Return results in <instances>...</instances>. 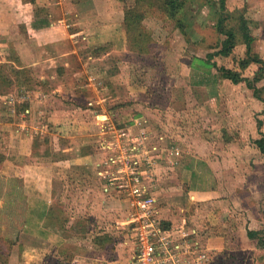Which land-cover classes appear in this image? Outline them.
Instances as JSON below:
<instances>
[{"label":"crops","instance_id":"0c3cea01","mask_svg":"<svg viewBox=\"0 0 264 264\" xmlns=\"http://www.w3.org/2000/svg\"><path fill=\"white\" fill-rule=\"evenodd\" d=\"M3 1L4 0H0V12L2 11L0 16V78H3L0 80V107L4 105L2 106L4 110H6L2 111L4 117H8L7 119L13 117L16 120V127H14L12 135L15 138L18 137L19 140H21V144L24 143L25 146L21 148L20 145L14 146L12 143L7 147L8 154L10 151L19 152L15 147L21 148V151L24 148V154L23 152H21L22 155L19 153V156H16L14 160L15 162L12 163L15 165V168L12 170L14 172L13 175L5 176L4 174H0V197L3 198V200H5V198L10 200V208L3 206L2 203L0 204V214L7 215L9 211L10 214L14 215L15 219H12L14 222L13 228L17 227L19 230L21 228L24 229V227L28 225V221H33V215H35L36 230L39 234H43L45 230H54L55 234H48V239L46 241H49L50 238L54 236L56 238L52 243L58 241V244L49 242V244L53 246H50L51 248L43 247L44 243L29 245L23 241L16 240L15 237L14 239L12 235H4L2 233L0 234L2 240L5 239V241H10L9 245L11 250L8 258H4L5 263H2L130 264V258L126 257L125 254H123L124 256L122 258H117L116 254L118 253L117 255H119V252H116V258H110V255L104 253L103 249L102 251L97 250L96 248L100 249L103 247L101 243L103 244L105 241L110 243L111 240L105 238V240L101 239V241L96 238L93 239L94 236H92L90 241L93 244L91 245V243L88 242L89 225H85L86 220L79 222L80 224L78 225H72L67 215V213L71 212L67 211L68 209L71 210V207L77 206H73L72 201L75 200H77L79 207V210H76V212L79 211L78 213H81L80 211L87 210L85 207L88 203L87 199L89 196L86 191L87 187L82 183L87 182L86 178H90V175L81 173V171L84 170L81 165H84L83 167H85V169H92L93 174L96 175L95 177L101 182V185L104 181L106 182L105 177L99 174L101 170L99 163L104 153L101 150L95 151L93 148L94 152L92 154H84V158L90 156L92 161H89L90 159L88 158V160L77 162L71 159V151H73V148L67 147L64 153H66L68 157L70 156V158L67 159L69 164H67V162L62 164V162H58L59 160L53 158L54 150H59L58 146L49 141L45 143L43 139L48 154H42L40 152L42 147L38 145L35 146V139L28 138L32 136L31 133H38L36 129H41L40 126L34 124L31 120H34L33 118L39 119L40 115L44 113L38 108L44 98H38V89L29 88V84L33 82L32 77H30L31 73L28 72L29 69H31V72L32 70L39 72L37 74L38 79L35 80V84L32 83L31 86L38 88L40 84H50L53 82L55 83L53 89L58 91V89L61 88L59 87L58 80L64 78L68 71H72L80 66L77 64L78 66L76 65L74 68L73 63L69 60V57L73 54L79 58V53L74 47L71 46L69 50L65 51V49H60L61 44L67 42L70 45H74L75 41L78 40L79 42L80 39L84 41L95 39L99 40V43H103L101 40L107 38V32H110V37L113 39L112 42L115 40L116 42L118 41L119 44H122L121 41H124V38L122 39L123 35L128 33L124 22L125 10L123 1L69 0L64 4V12L60 17H52L50 14H47L49 24L39 29L33 27V23L35 22V8L49 7V2L45 0H34V2H31V0ZM10 2L12 4H10ZM86 2L94 8H92V15L86 14L87 12L83 13L80 9V7L83 6L82 3L86 4ZM121 3L122 6H120ZM195 7H197L199 12L203 7L208 8L205 16L199 15L200 13L198 14L196 19L198 29L203 27L204 30L209 29L216 31V21L213 20L212 15L209 14L210 8H215V2H210V0L204 1L196 4ZM225 7L229 12L235 11V9H245L244 15L247 20L245 21L249 28V34L253 39L252 43L255 40L254 37L258 35V39L256 40L257 51L255 53H257L260 58L264 59V35L262 29L261 34L254 30L252 32L250 31L254 23L264 22V0H225ZM120 9L121 11H119ZM8 10H10L11 13ZM81 13L83 14L81 18H79L78 15ZM115 15L116 17H114ZM102 17L105 18L106 21H103L101 19ZM98 18L99 21H97ZM94 21L97 22L94 23ZM251 21L254 23H251ZM206 22H210V25L206 26ZM9 41H12L11 45H9ZM200 41H209L206 34L201 36L198 42ZM108 53L109 50L107 54ZM61 60L62 62H59ZM204 62L210 64L208 59L207 62ZM196 64L197 66H194L195 70L199 71L200 69L204 70L206 68L205 70L208 71L207 74L201 72V78L198 76V80L194 82L198 89L204 91L203 96L205 97L198 100L197 97L195 99L193 96L194 98L192 97L190 100L192 99L193 103L197 104L195 108H200V110H202L199 111L198 114L202 116L200 122L204 123V127L211 126L213 130L215 129L214 127H219V124L222 125V130L224 134L227 135L222 139L225 142L223 144L225 150L223 149V151L224 153L226 152L225 154L227 156L224 154L217 156L214 153L216 152L214 143L207 141H200L199 143L198 141L193 142L191 135H186L184 144H181L183 147L175 145L179 152L176 166L170 167L171 172L166 174L165 178H160L161 181L164 179V181L169 182L167 184L162 183V186H159L160 189L156 188L154 190L158 193L159 199L168 197V194H170L173 189L179 191V193L181 192V195L187 200V207L191 203L209 205V210L205 218L210 230V235L207 237L202 236L199 230L193 226H187V229L192 228L194 230V234L191 235V238L197 241L206 252H209L210 257L212 254H218V252L222 250L231 251V247L237 246L241 252L243 251L247 254L248 258H252L253 263L251 264H264V234H262L264 231V155L258 150V147L254 143L255 139L259 138L261 134H264V107L258 110L263 103L252 95V90L247 88L244 82L234 84L228 79L219 78L216 68L212 66L202 68L198 62ZM86 65L87 64L82 65V69H86L90 64ZM90 67H92V65ZM99 68L102 69L103 66ZM20 70L25 71L28 81L24 82L19 78L17 73ZM83 86H92V83H86ZM8 87H10V89ZM96 87L97 86H95V88ZM5 88H7V90H5ZM95 93L97 96H85L87 102L90 100L91 104H99L106 100V98H101L99 90ZM91 95H94L93 91ZM111 99L113 100V95L108 96V100ZM243 103L245 105H243ZM250 107H253L256 112H259V114L256 115V120L254 118V121L251 113H247V116H244V112ZM237 109L238 112L243 115V117H239V120H237L238 116L235 118L237 120L236 122L240 124V136L242 138V145L239 147L242 152V157L238 161L232 158L231 151L233 147L229 144L231 140L229 139L230 136H228V126L231 117H234L233 113ZM87 111L90 114V118L93 117L92 113L93 115H102L100 117H103L104 114L97 112L98 110H92L90 107L84 110L83 113H87ZM80 113L63 114V117H65V119L69 118L70 120H74L71 118L75 117L77 114L81 115ZM58 114L60 113H56L55 115L57 116ZM50 115L51 114H49V116ZM134 116H139V114L137 113ZM189 117L193 119V115ZM141 118L142 117L139 119ZM217 118L219 122L215 124L214 119ZM188 120L190 121L189 118ZM257 120L261 121L260 127ZM78 122L79 124L83 123L81 121ZM70 123L72 124V122ZM6 128L7 124L3 122L0 123L1 136L7 134ZM51 128L52 127L49 126V129ZM166 128L174 137H177L178 132L175 131V129L173 130L171 126H167ZM93 130L96 135L98 129L94 128ZM52 133L58 137L54 131H52ZM50 134L51 132L46 133V135ZM72 134L75 136L74 132H72ZM26 144H29L30 147ZM52 150L53 152H51ZM89 150H91V148H89ZM210 151H212V153H210ZM244 151L245 155L243 154ZM248 151L249 153H246ZM20 156L25 159L22 163H18V158ZM26 158H28V160ZM201 161L204 163L203 170L198 168V166L202 164ZM0 164V172L2 173L3 170H1V167L4 163ZM235 164L241 167L239 176H237V172L233 173V170L231 171V169L235 167ZM68 170H75L76 173L67 174L66 171ZM232 175H235V177ZM29 176L31 177L30 180ZM29 181L37 186V190L35 191L30 189L33 191L30 192L32 193L31 195L29 193L30 190H27V187H29L27 182ZM189 181L191 183L208 182L212 184V187L210 186L204 189V187L191 185L192 188L188 189L187 187L186 189H182L181 185ZM230 184H234V186L232 187ZM101 190L100 192L98 191V195H106L103 192V185ZM111 193L115 196H119L116 191L114 192L111 190ZM110 197L112 200L105 202L113 204V206L108 208L102 206V213H104V215H107L109 211L115 209L116 205V213H120V210L117 209L119 208L120 200L122 201L123 199L120 196V200L119 197ZM260 200H262L261 204ZM254 203L257 204L258 207H262V209L255 210L256 207ZM160 204H162V202H160ZM232 206L233 208L236 206V209L242 211L239 212L241 218L237 217V219L233 220L234 222L231 220L233 215L230 209ZM82 208L85 209L82 210ZM57 209H59V213H57ZM159 210L161 216H163V214L166 215L163 220L168 226L179 228L183 224V220H185L184 217H180L179 206L177 205L174 206L172 210H175L176 213L170 211V208L164 210L163 207H160ZM249 212H252L254 216L250 217ZM117 215L119 217L112 220L106 227L109 229V232H115V229H119L117 223L121 222L119 221L120 214ZM167 215L169 216L167 217ZM18 216H20L21 219H18ZM50 216H52V220H50ZM85 216L87 215L85 214ZM177 217L178 222L176 226L171 222H176ZM185 223L187 225L186 221ZM95 225L96 226L92 225V230L94 228H99V230L101 229L103 232V222L100 224L102 226ZM79 226L83 231L86 229V233L83 234L86 238L84 247L79 246V242L71 240V236H68L66 233L72 230V227L80 229ZM0 228L3 230V226H0ZM235 232L240 234L239 244L237 245L233 243L234 240L236 242L238 238L234 234ZM249 232L252 234L249 235ZM113 238L114 236H112V240ZM34 239L38 238L34 237ZM211 258H214V256Z\"/></svg>","mask_w":264,"mask_h":264},{"label":"rangeland","instance_id":"374dc122","mask_svg":"<svg viewBox=\"0 0 264 264\" xmlns=\"http://www.w3.org/2000/svg\"><path fill=\"white\" fill-rule=\"evenodd\" d=\"M6 1L8 0H4L3 2ZM45 1L49 2L50 4L49 7H43L45 10L44 12L48 15L50 14L52 17H60L64 12V4L69 0ZM121 1H123L124 10L130 9L132 12H134L135 16H137L136 21H134L136 23H133L132 26H130L129 31H127L128 33L123 35L122 39L124 38V41H121L122 44H119V42H116L115 40L112 42L113 39L110 37V32H107L106 39L101 40L103 43H99V40L95 39H91L89 41L80 39L79 42L76 40L74 45H70L67 42H64L65 44L62 43L60 47L61 50H69L72 46L79 53V58L73 54L69 57V60L71 63H73L74 68L77 64L80 66L77 65L78 67L76 69L68 71L64 78H58V84L59 87H61L58 89V91L53 89L55 84L53 82L50 84H40L38 88L31 86V84L38 79L37 74L39 72H35L34 70L31 72V69H29L28 72L31 73L30 77L33 79V82L29 84V88L38 89V98H44L38 107L44 113L40 115L39 119L33 118L34 120H31L34 124L40 126L41 129H36L38 133H31L32 136L28 138L33 140L35 139V146H41L42 148L40 152L46 155L48 154V151L45 149L46 144H44L43 141L45 140V143L48 141L52 142L59 147V150H54V152L53 150L51 151L54 154L53 158H56V160H59L58 162H62V164H65L64 162L69 164L67 159H69L70 156L68 157L66 153H64L65 148H73V151H71V159L77 162L88 160V158L90 159V156L88 158H84V154H92L94 152L93 148L95 151L101 150L104 153L103 158H105L107 150L102 148L99 149L98 142L102 141L103 138L109 140L111 137H113V135L109 136L110 128L116 129L119 133L123 134L122 136L127 137L129 134L132 136L139 135V133L143 131V126L146 125L150 131L148 142L157 143L164 149L171 147V145H179V147H183L181 144H184L185 136L191 135L193 142L198 141L199 143L200 141H207L214 143L216 151L214 153L217 156H220L221 154L226 155V152L224 153L223 151V149L225 150V146L223 145L225 142L222 139L227 135L224 134L222 130L223 127H221L222 125L219 124V127H214L215 129L213 130L211 129V126L204 127V123L200 122L202 116L198 114V112L202 110H200V108H195L197 107V104L193 103V100H190V98L194 96L195 99L197 97L198 100H201L203 97H205L203 96L204 91L198 89L194 82L198 80V76L201 78V72L207 74L208 71L205 70V67L208 66H212L214 68H216V66L225 67L237 72H241L243 77L253 79L254 75L259 69V64L250 63L245 68L246 70L241 69L239 66V61L245 58V46L243 44L241 36L242 31L240 27L242 20H246L244 15L245 9H235V11H232L233 18L229 23V26L234 29L237 37V44L235 45L232 52L228 56L217 54L208 59V54L220 50L221 42L224 39V36L217 33V31L209 29L204 30L203 27L198 29L196 25L198 14L200 13L199 15L205 16L207 13L206 11L208 10V8L203 7L199 12L197 7H195L196 4L209 0H184L185 4L182 7V10L178 11L175 16H170L167 11L164 10L162 0ZM213 1L215 2V8H210L209 14H211L212 19L216 21L219 11V3L218 0H210V2ZM10 4L12 3L10 2ZM82 4L83 6H81L80 9L83 11V13L87 12L86 14L92 15L93 7L87 4V2L86 4ZM120 6H122V3ZM8 11L11 13L10 10ZM119 11H121V9ZM1 13L2 11L0 12V16ZM83 13L78 15V17L81 18ZM114 17H116V15ZM101 19L106 21L103 17ZM97 21H99V18ZM97 21H94V23ZM178 21H181L182 26H180ZM251 23L254 22L251 21ZM205 24L206 26H209L210 22H206ZM252 27V30H250L251 32L254 30L257 33L260 32L261 34L262 29L264 35V22H259L256 24L254 23ZM205 34L208 37L209 43L202 41L198 42L201 36ZM257 36L254 37L255 40L252 43L253 52L257 51ZM9 43V45H11L12 41H9ZM28 47L30 48L29 45ZM108 50L109 53L107 54ZM207 59L210 64L204 62H207ZM59 62H62V60ZM197 62L202 68L205 69H200L199 71L195 70L194 66H197ZM84 64L90 65L86 69H82V65ZM91 65L92 67H90ZM101 66H103L102 69L99 68ZM1 79L3 78H0V80ZM86 83H92V86L84 87L83 85ZM95 86L97 87L95 88ZM256 86H264V74L263 78L256 82ZM8 88L10 89V87ZM5 90H7V88H5ZM98 90L101 93V98H106V100L99 104H91L90 100L87 102L85 96H97L95 95V92ZM92 91L94 95H91ZM251 93L253 95V92ZM111 95H113V100H108V96ZM261 95L264 96V91L261 92ZM243 105L245 104L243 103ZM2 106L0 107V123L3 122L4 124H7V134L5 135L6 137L0 135V163H4L1 167V170L3 171L2 173L0 172V174L11 176L14 174L12 170L15 168V165L12 163L15 162L14 160L16 156H19V153L22 155L21 152H23L24 148L22 151L21 148L25 145L24 143L21 144V140H19L18 137L15 138L12 135L14 132V127H16V120L13 117H10V120L7 119L8 117H4L2 111L6 110H4ZM89 107L92 108V110H98L97 112L99 113H104L103 117H100L102 116L100 114L93 115L92 113L93 117L90 118L88 111L87 113H83L84 110H87ZM263 107L264 104H261V108H258V110L263 109ZM75 112H81V115L77 114L75 117L71 118L74 120H70L69 118L65 119V117H63V114H74ZM56 113L60 114L56 116ZM137 113L139 116H134ZM247 113H251L253 121L254 118L256 120V115L259 114V112H256L253 107H250L247 111H245L244 116H247ZM49 114L51 115L49 116ZM190 115H193V119L192 117H189ZM233 115L234 117H231V121L228 126V136H230L229 139L231 140L229 144L233 147V150L231 151L232 158L238 161L242 157V152L239 149L240 145H242V138L240 136V124L236 121L239 120V117H243V115L238 112V109L235 110ZM98 116L100 117L99 119ZM237 116L238 118L236 120L235 118ZM140 117L142 118L139 119ZM218 120V118L214 119L215 124L219 122ZM78 121L83 123L79 124ZM70 122H72V124ZM49 126L52 128L49 129ZM167 126H171L173 130L175 129V131L178 132L177 137H174L167 130ZM94 128L98 129V133L96 135L94 134ZM119 129H122L123 131H120ZM52 131H54L58 137H56ZM47 132H51V134L46 135ZM72 132H74L75 136L72 134ZM12 143L14 146L20 145L21 148L15 147V149H17L19 152L10 151L8 154L7 147ZM27 146H29V144ZM89 148H91V150H89ZM210 153H212V151H210ZM246 153H249V151ZM243 154L245 155V151ZM159 155L161 156L159 164L153 167L150 180H147V184H149L148 187L150 190L154 191L155 196L157 195V212L155 213V216L160 219H165L164 217H166V215L163 214V216H161L160 214V207H163L164 210L170 208V211H172L173 207L177 205L179 206L180 217H184L188 227L193 226L199 230L202 236H209L210 230L205 218V215L209 210L208 204L199 205L191 203L187 207V200L183 195H181V192L179 193V191H176L175 189H173V191L168 194V197H160L161 199H159L158 193L154 189H160L159 186H162V183L167 184L169 182L164 181V179L161 181L160 178H165L166 174L171 172L170 167H172L169 163L170 160H172L171 155L168 153L163 154L162 152H159ZM103 158L99 163V166H101L100 171L102 173L100 175L102 177H104L107 173V171H105L106 166L102 164ZM26 159L28 160V158ZM18 160V163H22V161L25 159L20 156ZM89 161H92V158ZM201 162L202 164H200L198 168L203 170L204 163L203 161ZM81 166L82 169H84L81 171V173L90 175V178H86L87 182L82 183L87 187L86 191L88 192L89 196L87 199L88 203L85 207L87 210L80 211L81 213H78L79 211L76 212V210H79L77 200L72 201L73 206H77L71 207V210H67L71 211L70 213H67L68 218L71 220L72 225H78L80 224L79 222L86 220L85 225H89L88 242L91 243V245L93 244L90 241L92 236H94L93 239L96 238L99 240H105V238H107L111 240L110 243H107L106 241L103 242V244L101 243L103 247L100 249L96 247L92 248H96L99 251H102L103 249L104 253H108L110 255V258H116V252H119V255H117L118 253L116 254L117 258H122L124 256L123 254L130 258L132 254V243L127 237V226H122L119 224V229H115V232H109V229L106 228L112 220L119 217L117 214H120L119 221L122 222L125 219V216L129 211L126 209L127 205L125 204V201H121L120 197L113 195L111 191L106 192L104 190L105 181L102 183V185L103 192L106 195L99 196L98 191H102L101 182H99V180L95 177L96 175L93 174L92 169L88 170L83 167L84 165ZM232 170L233 173L237 172V176H239L241 167L238 164H235V167L231 169V171ZM66 172L67 174L76 173L75 170H68ZM232 176L235 177V175ZM30 179L31 177L29 176V180ZM27 183L29 185V187H27L28 189L26 188L28 191L30 189L34 191L37 190V186H35L31 181ZM191 185L204 187V189H206V187H212V184H209L208 182L191 183L190 181L188 183H184L181 186L182 189H186L187 187L189 189L192 188ZM230 186L233 187L234 184H230ZM30 192L33 191L30 190L29 193ZM31 194L32 193H30V195ZM110 196L116 198L119 197L120 205L118 206L119 208L117 210H120V213H116V205L115 209L109 211L107 215H104V213H102V206H105L106 208L113 206V204L105 202L112 200ZM9 202L10 200L7 198L3 200V198L0 197V204L2 203L3 206L10 208ZM160 202H162L165 207L160 204ZM261 202L262 200H260V204ZM254 206L256 207L255 210L262 209V207H258L257 204ZM85 208H82V210ZM59 209H57V213H59ZM175 210L172 212L174 213ZM230 211L233 215V218L231 217L232 222H234L233 220L237 219V217L241 218L239 216V212L242 211L236 209V206L234 208L232 206ZM7 213V215L0 214V226H3V230L0 228V234L3 233L4 235H12L13 238H16V240H20L21 242L23 241L29 245L44 243L43 247L45 248H49L51 246L49 242L52 243L55 241L56 237L54 236L51 237L49 241H46L48 239V234H55L54 230H45L43 234H39V232L36 230L37 228L34 220L35 215H33V221H28V225L25 226L24 229L21 228L19 230L17 227L13 228L14 222L12 219H15V216L10 214L9 211ZM85 214L87 216H85ZM168 216L169 215H167V217ZM249 216L252 217L254 214L249 212ZM50 217V220H52V216ZM17 218L21 219L20 216ZM101 222H103V232L101 229L99 230V228H94L92 230V225L96 226L95 224H97V226H99ZM177 222L178 217L176 222L171 223L176 225ZM79 228L80 229L72 227V230H69L66 233L68 236H71V240L79 242V246L84 247V241L86 238L83 234L86 233V229L83 231L80 226ZM173 228L177 229V227ZM234 234L238 238L236 240L237 243L235 240L233 243L237 245L239 244L240 234L237 232ZM234 234L231 235L235 236ZM262 234H264V231ZM112 236H114L113 240ZM34 237H37L38 239H34ZM52 244H58V241ZM10 252V245H5V242L2 241V236L0 235V264L5 263L4 258H8ZM213 256L215 258L213 262L214 264L253 263L252 258H248L247 254H245L243 251L241 252L237 246L231 247V251L222 250L219 251L218 254L211 255V257ZM129 260L131 264V258Z\"/></svg>","mask_w":264,"mask_h":264},{"label":"built area","instance_id":"2783aa9c","mask_svg":"<svg viewBox=\"0 0 264 264\" xmlns=\"http://www.w3.org/2000/svg\"><path fill=\"white\" fill-rule=\"evenodd\" d=\"M109 130V136L113 137L98 142L99 148L107 150L102 161L107 171L104 190L116 191L129 210L117 224L127 226V237L132 243L131 264H214L215 258L191 238L194 230L186 229L185 220L174 229L155 216L157 195L150 190L147 180L153 167L159 164V152L171 155L170 166H176L178 148L164 149L157 143H149L146 125L137 136L125 137L116 129Z\"/></svg>","mask_w":264,"mask_h":264},{"label":"trees","instance_id":"16d2710c","mask_svg":"<svg viewBox=\"0 0 264 264\" xmlns=\"http://www.w3.org/2000/svg\"><path fill=\"white\" fill-rule=\"evenodd\" d=\"M34 2V0H31ZM163 8L170 16H175L178 11L182 10L185 2L184 0H162ZM219 3V11L218 16L215 23V29L217 33L224 36V39L221 42L220 50L208 54V59L215 55H223L228 56L232 50L234 49L235 45L237 44V37L236 32L232 27L229 26V23L232 21L233 14L229 12L225 8V0H218ZM44 8L36 7L35 8V22L33 23V27L36 29L43 28L49 24L47 13L44 12ZM44 13V14H43ZM136 17L134 12L130 9H125V17L124 22L129 31L130 26L133 23H136ZM180 26H182L181 21H178ZM246 21L242 20L241 22V36L243 40V44H245V58L239 61V66L241 69H245L250 63L259 64V69L257 70L256 74L254 75L253 79L243 77L241 72H237L225 67L216 66L217 76L221 79H228L232 83L236 84L239 82H244L247 88L251 89L253 92V96L259 99L264 104V96L261 95V92L264 91V86L258 87L256 86V82L260 81L263 78L264 74V59L260 58L259 55L252 50V37L249 34V28L246 25ZM17 75L22 81H28L26 78L25 71L20 70ZM257 123L260 127L261 121L257 120ZM255 145L258 147V150L264 155V134H261L259 138L254 140ZM264 214V211H263ZM252 233L249 232V235ZM5 245H9L10 241H5Z\"/></svg>","mask_w":264,"mask_h":264}]
</instances>
